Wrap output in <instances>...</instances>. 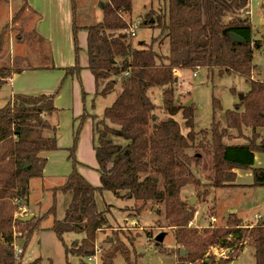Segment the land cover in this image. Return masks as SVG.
Wrapping results in <instances>:
<instances>
[{
  "label": "trees",
  "instance_id": "1",
  "mask_svg": "<svg viewBox=\"0 0 264 264\" xmlns=\"http://www.w3.org/2000/svg\"><path fill=\"white\" fill-rule=\"evenodd\" d=\"M5 1L8 0H0V6ZM249 5L250 0H165L164 10H150L143 24L160 28L169 42L168 54L154 47L155 39L149 45L135 44L127 31L132 23V0H106L100 22L73 26L75 65L64 68L66 75L78 77L83 69L78 31L84 28L86 68L94 75L96 95L117 91V96L101 116H92L99 185H93L79 170V166L86 165L76 155L84 115L79 117L73 145L68 149L73 170L56 190L70 193L71 202L64 218L55 219L50 229L62 240L70 231L82 232L84 237L80 244L75 241L66 246V253L87 257L95 254L98 231L109 224L108 210L99 211L96 198L108 190L118 198L134 200L136 214L150 203L163 205L167 226L175 231L178 246L179 259L174 264H231L246 246L254 250L256 264H264L262 218L255 224H244L243 217L235 212L224 225L210 222L200 229L192 225L195 206L181 196L191 183L198 186L193 167L200 164L199 150L212 157L208 177L212 187L246 186L235 183V168L251 169L254 182L249 185L264 186V167H254L255 151L264 153V138L257 132V128L264 127V69L259 70L254 60L256 51L264 55V35L261 39L255 37L250 17L245 15ZM26 7L24 1L12 18L14 22ZM27 18L19 25L15 37L18 43L28 39L29 35L24 34ZM8 28L9 24L3 26L0 40ZM231 33L241 36L244 42L232 41ZM15 59V67L0 65V88L14 73L26 69L18 64L23 62L22 57ZM200 68L241 75L250 88L240 103L225 113L224 123L214 119L209 128L195 131L196 107L179 103L174 86L178 70ZM156 88L162 89L160 108L167 119L155 114L158 107L150 91ZM59 90L60 87L53 93H18L0 108V264L14 261L17 237L24 253L40 221L55 214L53 206L43 215L22 221L18 211L28 206L30 179L43 174L47 162L43 152L59 148L56 127L47 119L57 109L54 99ZM82 92L86 94L84 89ZM178 114L189 128L187 133L174 119ZM26 162L29 167L22 169ZM216 247L227 249L228 256L212 254L211 248ZM119 254L126 264H135L124 243L118 240L101 254L100 264H115ZM80 264L89 263L81 260Z\"/></svg>",
  "mask_w": 264,
  "mask_h": 264
},
{
  "label": "rangeland",
  "instance_id": "2",
  "mask_svg": "<svg viewBox=\"0 0 264 264\" xmlns=\"http://www.w3.org/2000/svg\"><path fill=\"white\" fill-rule=\"evenodd\" d=\"M106 0H76L77 25L84 27L94 25L103 19L102 5ZM24 0H8L2 2L0 6V32L5 24H9L6 32L9 33L6 38V32L3 39L0 40V65H17L15 63L16 56L11 58L9 43L15 40L19 32V25L14 24L12 18L19 10ZM165 0H132L133 9L131 14V24L137 27V34L134 36L136 45L141 42L151 44L155 39L154 47L162 54L169 53L168 39L161 34V30L155 26H147L144 23L148 18L150 10L157 12L163 11ZM11 10V16L8 12ZM32 18L25 25V33L28 39L24 43L26 53L31 56L30 60L25 63H18L21 66H51L55 60L52 54L53 45L42 38L39 28V20L35 16V9L30 6ZM245 15L250 17L254 27L255 37L261 39L264 35V0H250V5ZM11 17V19H10ZM64 30V29H62ZM84 29H79L78 37L80 49V64L82 65L87 59V51L85 48ZM41 35V36H39ZM46 36V35H45ZM43 36V37H45ZM47 38V37H45ZM8 40L9 42H7ZM13 52V50H12ZM64 56H67L66 51ZM255 63L259 70L264 69V55L261 51L255 52ZM86 74V83L83 84L84 90L87 91L85 98L81 83L78 86L79 104L81 112H86L88 117L82 129V146L81 159L86 165L79 166L80 172L93 184L99 185V172L96 170L97 159L92 147V138L90 134V119L93 115H102L105 107L112 104L117 96L114 91L107 96L96 95L90 89L94 87V75L88 71ZM177 82L175 83L176 96L178 102L185 105L195 106L194 129L195 131L209 128L214 119L225 122V113L233 110L242 100L241 94L246 93L249 88V82L238 74H220L217 69L208 70L200 68L195 71L189 69L178 70L176 72ZM76 79V78H74ZM92 92V93H91ZM10 90L7 87L0 88V108L5 106L10 99ZM150 95L157 105L156 116L161 119L169 118L162 108V89L156 88L150 91ZM68 98L65 102L68 103ZM182 126L184 133L189 131L184 124L181 114L174 116ZM77 127V126H76ZM260 138H264V127L257 128ZM250 133V130H249ZM49 134V131H45ZM80 134V135H81ZM195 152V150H191ZM201 155L200 164L193 167L194 178L198 180V186L194 183L188 185L182 190V198L191 199L195 197V215L192 225L202 229L212 222V216L216 221L213 225L226 224L227 218L231 213L238 212L243 217L244 224H255L258 218L264 217V186H225L214 188L210 185L208 179L212 172V157L199 150ZM264 155L263 152L258 151ZM77 158L80 160L79 156ZM81 169H83L81 171ZM249 170V169H245ZM236 180V179H235ZM96 183H95V182ZM240 182L252 184L254 182L253 174L240 178ZM60 180H54V184H64ZM234 183V182H233ZM42 183L39 179H32L30 183V194L27 212H33L37 216L45 214L51 207L55 206V214H48L40 221L37 228L22 255L23 263H32L39 259L40 264H80L81 260L89 264H100L101 254L110 247L111 243L122 241L124 243L126 253L130 255V259L135 264H174L179 259L177 253V245L175 231L167 226L164 217L163 205L150 203L136 214L134 208L136 203L134 200L118 198L111 191H104L102 195H97L96 203L99 211H107L109 224L98 231L95 241L96 258L89 261L87 256H78L77 254L66 253V246H71L73 242L80 241L84 237V233L70 231L63 235L60 239L55 232L50 229L55 219H63L66 210L71 202V194L51 190H42ZM207 191L203 195V191ZM199 196H197V193ZM160 209L161 213H157ZM233 211V212H232ZM24 216L25 214H18ZM28 215V214H27ZM162 231L166 232V236L161 245L155 244V237ZM21 239L16 238L15 244L21 247ZM245 248H248L247 246ZM235 255L231 264H256L254 250L248 248ZM211 253L217 257H227L229 252L227 249L218 247L211 248ZM225 251V252H224ZM115 264H126L123 255L119 254L115 259ZM198 264V263H195Z\"/></svg>",
  "mask_w": 264,
  "mask_h": 264
},
{
  "label": "crops",
  "instance_id": "3",
  "mask_svg": "<svg viewBox=\"0 0 264 264\" xmlns=\"http://www.w3.org/2000/svg\"><path fill=\"white\" fill-rule=\"evenodd\" d=\"M24 1L26 2L27 7L25 8L23 15L19 19H17V21L14 22V24L20 25L21 22L24 21L25 17H28L27 20L25 21V25L29 21H31L32 17L29 15L32 14L30 10V6L33 7L36 10L35 11L36 17L34 18H37V21L39 20L38 22L39 28L41 29L40 34L42 36L41 35L39 36H41L44 39H47L51 43V45H53L54 51H52V54L54 55L55 60L51 66H38V65L27 66L25 64L24 66L26 67V69L21 72H16L12 76H10L2 87H7L10 90L11 97L18 93H25V94L53 93L60 87L59 93L56 95L54 99V105L57 107V109L56 111H54L53 113L47 116L49 122L56 127V138H57V145L59 148L56 150L43 152V156L47 158L46 165L43 169V174L40 177H34L36 179H39L40 182L42 183L41 184L42 190L45 189L51 190L52 192L55 193L61 191V190H56V188L62 186L63 184H54L53 181L60 180L61 182L63 181L65 183L67 181L68 175L73 170V164H72V160L69 158L70 152L68 149L73 145L74 131L76 126L80 124L79 117L81 115L82 116L84 115L82 129L88 117V114L86 112H81V110L79 109L80 104L78 102L80 95L78 93L79 83H81V87L84 89L83 84L86 83L87 81L86 74H88L87 73L88 71L90 72V70L86 68L88 65V56L86 61L81 65L83 69L81 70L80 76L76 77V76L66 75L64 68L75 65L73 26L77 25V17H78L76 14V7H77L76 0H24ZM10 12L9 14L11 16ZM84 34H85L84 37H85V48H86L87 45L86 30ZM8 35L9 33L6 32V38L8 37ZM6 41L9 42L8 40ZM9 49L12 54L11 55L12 59L13 56H19L22 57L24 63L27 60H30L31 56H29L26 53L24 43H18L14 39H12V37L9 43ZM65 51L67 56H64ZM90 90L96 94L95 78H94V87H92ZM84 91L87 94V91L86 90ZM86 94L85 95L83 94V98H85ZM68 98L70 99V101L66 103L65 101ZM93 127H94V123L91 117L90 134L92 138V147L94 146ZM82 129H81V133H82ZM81 136L82 134L79 136V142L76 152V155L79 156L80 161H82L81 159H83L81 156V146H82ZM254 167H264V155L258 151H255ZM82 170L83 169H81V171ZM233 171L236 173V180H235L236 184L249 185V183L246 184L240 182L239 180L244 176H248L251 173L253 174L251 169L245 170V169L235 168L233 169ZM34 178H31L29 181V188L31 181ZM98 181L100 182V176L98 178ZM24 208H25V212H24L25 215L32 214L33 216H37L33 212H29V213L27 212V209L29 211L28 206ZM258 219L261 218L259 217ZM247 250L248 248H245L244 251Z\"/></svg>",
  "mask_w": 264,
  "mask_h": 264
},
{
  "label": "built area",
  "instance_id": "4",
  "mask_svg": "<svg viewBox=\"0 0 264 264\" xmlns=\"http://www.w3.org/2000/svg\"><path fill=\"white\" fill-rule=\"evenodd\" d=\"M127 31L129 32V34L134 37L137 34V27L133 24L130 25V27L127 29ZM128 71L125 73H122L120 75V77L127 75ZM25 212V208L22 207L20 208V210L18 211V214H23ZM212 222L216 221V218L212 216ZM14 252H15V259L11 264H30V263H23L22 261V255H23V249L22 247H19L17 244L14 245ZM225 252V251H224ZM96 258V254L88 257L89 261H92Z\"/></svg>",
  "mask_w": 264,
  "mask_h": 264
},
{
  "label": "water",
  "instance_id": "5",
  "mask_svg": "<svg viewBox=\"0 0 264 264\" xmlns=\"http://www.w3.org/2000/svg\"><path fill=\"white\" fill-rule=\"evenodd\" d=\"M102 7H103V5H102ZM230 36H231L232 41H234V42H244V39L241 36L237 35L236 33H231ZM176 81H177V78H176ZM243 96H244V94H241V98H243ZM263 117H264V114H263ZM27 167H29V163L28 162H26L21 168L22 169H26ZM18 194H20V193H18ZM194 199H195V197H192L190 199V203L191 204L194 203ZM19 218L22 221H28V220H31L33 218V215L32 214L24 215V216H20ZM262 223H264V217L262 218ZM165 236H166V232L165 231H162L161 233H159L155 237V241H156L155 244L156 245L161 244L164 241ZM181 253L183 255V254H185V251L182 250Z\"/></svg>",
  "mask_w": 264,
  "mask_h": 264
}]
</instances>
